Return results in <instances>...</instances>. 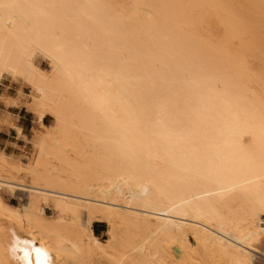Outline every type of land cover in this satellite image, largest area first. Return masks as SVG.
<instances>
[{"label": "bare ground", "instance_id": "6f19581e", "mask_svg": "<svg viewBox=\"0 0 264 264\" xmlns=\"http://www.w3.org/2000/svg\"><path fill=\"white\" fill-rule=\"evenodd\" d=\"M0 90V264H264V0H0Z\"/></svg>", "mask_w": 264, "mask_h": 264}, {"label": "rangeland", "instance_id": "374dc122", "mask_svg": "<svg viewBox=\"0 0 264 264\" xmlns=\"http://www.w3.org/2000/svg\"><path fill=\"white\" fill-rule=\"evenodd\" d=\"M11 89V88H10ZM0 92H2L0 90ZM27 92V91H26ZM3 111L1 109V103H0V117L3 115ZM20 126L22 127V134H18L16 130H3L0 131V149L2 151H6L9 154H16L19 155L23 162H27V146L26 144H30L29 140L32 138L33 133L37 129V124L35 122L34 117L32 116V113L26 110V108H23L20 111ZM45 124L51 123V118L46 117L44 120ZM25 198H22L20 200H24ZM12 204L18 205V198L13 197ZM94 233L97 236H100L101 233L105 230V225L102 223H95L94 224Z\"/></svg>", "mask_w": 264, "mask_h": 264}, {"label": "crops", "instance_id": "0c3cea01", "mask_svg": "<svg viewBox=\"0 0 264 264\" xmlns=\"http://www.w3.org/2000/svg\"><path fill=\"white\" fill-rule=\"evenodd\" d=\"M2 104V103H1ZM25 108V107H24ZM3 117H4V114L0 117V131H3V130H7L8 128H6L5 126H4V121H3ZM17 123H20V115H19V119H18V122ZM11 130H13V129H11ZM20 134H22V130H21V132H20Z\"/></svg>", "mask_w": 264, "mask_h": 264}]
</instances>
